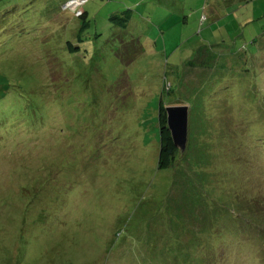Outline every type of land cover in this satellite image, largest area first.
<instances>
[{
    "label": "rangeland",
    "instance_id": "374dc122",
    "mask_svg": "<svg viewBox=\"0 0 264 264\" xmlns=\"http://www.w3.org/2000/svg\"><path fill=\"white\" fill-rule=\"evenodd\" d=\"M0 264H264V0H0Z\"/></svg>",
    "mask_w": 264,
    "mask_h": 264
},
{
    "label": "trees",
    "instance_id": "16d2710c",
    "mask_svg": "<svg viewBox=\"0 0 264 264\" xmlns=\"http://www.w3.org/2000/svg\"><path fill=\"white\" fill-rule=\"evenodd\" d=\"M126 6V5H125ZM134 8V7H132ZM134 10L135 9H127L125 11H116L115 13L109 14L108 20L112 24L113 28L120 29V30H127L129 27V24L132 22L134 18ZM77 14V13H76ZM89 12H82L81 19L83 18L82 25L80 29L78 30L77 34V40L78 42L81 41V32L85 27L89 25L87 19L89 17ZM68 46V49L72 50V45L70 43H66ZM200 58H196L193 61L187 62L186 64L188 66H202L206 62L200 63ZM179 81V78H177ZM170 92V88H167V94ZM162 102V101H161ZM160 102V105L158 107V118H157V124L159 127L158 136H159V152H158V162H157V170H171L174 166H176L179 162V151L176 147L173 145L172 136L170 135V132L167 129V123H166V112L165 107Z\"/></svg>",
    "mask_w": 264,
    "mask_h": 264
},
{
    "label": "water",
    "instance_id": "95a60500",
    "mask_svg": "<svg viewBox=\"0 0 264 264\" xmlns=\"http://www.w3.org/2000/svg\"><path fill=\"white\" fill-rule=\"evenodd\" d=\"M189 108L186 105H170L165 108L167 129L174 147L182 154L187 148Z\"/></svg>",
    "mask_w": 264,
    "mask_h": 264
},
{
    "label": "clouds",
    "instance_id": "9594fccd",
    "mask_svg": "<svg viewBox=\"0 0 264 264\" xmlns=\"http://www.w3.org/2000/svg\"><path fill=\"white\" fill-rule=\"evenodd\" d=\"M79 11V10H78ZM168 106H170V105H168ZM175 106H177V105H175ZM188 119H189V116H188ZM180 153V152H179Z\"/></svg>",
    "mask_w": 264,
    "mask_h": 264
},
{
    "label": "crops",
    "instance_id": "0c3cea01",
    "mask_svg": "<svg viewBox=\"0 0 264 264\" xmlns=\"http://www.w3.org/2000/svg\"><path fill=\"white\" fill-rule=\"evenodd\" d=\"M82 5H83V4H82ZM81 8H82V7H81ZM79 12H80V11H79ZM79 12H78V13H79Z\"/></svg>",
    "mask_w": 264,
    "mask_h": 264
},
{
    "label": "built area",
    "instance_id": "2783aa9c",
    "mask_svg": "<svg viewBox=\"0 0 264 264\" xmlns=\"http://www.w3.org/2000/svg\"><path fill=\"white\" fill-rule=\"evenodd\" d=\"M81 1V0H80ZM82 1H84V0H82Z\"/></svg>",
    "mask_w": 264,
    "mask_h": 264
}]
</instances>
